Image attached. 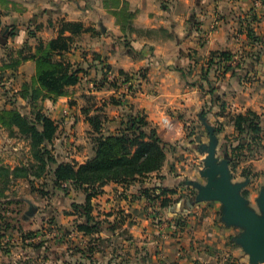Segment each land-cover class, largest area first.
Instances as JSON below:
<instances>
[{
	"label": "crops",
	"instance_id": "1",
	"mask_svg": "<svg viewBox=\"0 0 264 264\" xmlns=\"http://www.w3.org/2000/svg\"><path fill=\"white\" fill-rule=\"evenodd\" d=\"M20 1L24 8L6 16L4 20L10 21L0 29L5 37L15 29V35L8 36L4 46L13 44L19 49L27 43L33 52L36 40L28 32L47 42L58 36L62 22H81L94 30L95 33L75 36L66 54L83 69L79 83L68 90L86 81L89 96L107 94L120 100V106L102 101L113 116L138 112L163 141L179 144L184 142L182 133L188 120H193L194 114L199 119L202 106L206 105L209 111L205 116L207 123L220 122L222 134L229 135L236 134L231 118L251 110L260 116L264 145V0L259 7H254L252 0H119V6L112 0H88L86 7L79 0ZM55 3L59 4L57 8L46 7ZM123 3L133 13L128 26L122 24L118 15ZM50 16L55 17L54 21L44 22ZM248 31L256 37L255 41L248 37ZM78 39L84 41L85 59L79 53L82 42ZM214 51L229 52L232 61L209 67ZM94 55L99 58L94 59ZM2 62L0 71L9 76L0 81V90L14 93L12 101L22 100L18 92L22 84L34 77V61H23L15 69ZM225 65L231 68L225 70ZM119 71L127 73L131 82L123 83ZM203 76L211 83L210 89ZM9 94L4 93L6 97ZM6 97L0 93V104L11 108ZM69 99L68 93L55 101L44 100L49 118L58 125L52 143L59 142L64 148L76 139V128H86V142L91 130L83 114V119L71 120L70 109L63 105ZM163 116L171 119L172 130L158 125ZM89 142L86 158L70 156L61 162H87L94 155ZM184 154L190 160L191 155ZM183 163L174 160L169 167L129 185L108 182L97 188L99 194L91 197L90 204L92 215L101 224L86 233V264H249L247 255L235 244L232 230L216 218L220 211L209 209L210 202L197 206L183 203L188 195L179 187L181 179L198 178L194 177V167L189 168L188 161L182 167ZM184 168L186 172L182 173ZM253 168L254 172L264 170V156ZM153 185L177 188L173 197L168 196L174 203L162 209L158 218L145 213L151 204L139 193L140 188ZM176 199L180 201L177 204ZM204 208L208 213L202 212Z\"/></svg>",
	"mask_w": 264,
	"mask_h": 264
},
{
	"label": "trees",
	"instance_id": "2",
	"mask_svg": "<svg viewBox=\"0 0 264 264\" xmlns=\"http://www.w3.org/2000/svg\"><path fill=\"white\" fill-rule=\"evenodd\" d=\"M112 2L117 6L120 4L119 0H112ZM118 15L122 19V24L126 26L133 18V13L127 9L125 3L121 5ZM14 32L15 29H11L7 37L14 36ZM66 32L69 35H65ZM86 32L95 33L91 27H86L81 22H62L58 36L43 42L32 31H29L28 36L36 40L34 51L32 52L31 46L25 43L15 51L13 57H10L7 67L15 69L23 61H34V77L22 84L18 92L19 98L26 103L30 111L22 113L13 107L0 109V128L7 131L10 136L19 134L24 137L28 142L30 153V159L26 163L13 168L0 164V201L12 180L40 179L50 173L55 185L68 182L72 187L84 190L85 202L71 204L73 214L79 213L82 220L76 226L77 231L84 236L86 233L97 230L101 224L97 217L92 215L90 204L91 197L99 194L97 188L100 185L108 182L129 185L140 178L159 172L166 160V153L173 151L172 145L162 140L144 115L138 114V117L133 114L122 115L120 121H115L112 126L114 131L111 132L103 110L94 109L92 111L90 106L82 108V114L85 122L96 134L93 141V157L79 164L75 161L59 162L52 155L49 145L56 136L58 125L42 113L39 104L44 100L55 101L66 96L68 88L79 83L83 69L72 63L66 54L74 43V37ZM7 37H5V42ZM248 37L256 40L250 31H248ZM96 58L99 56L94 55V59ZM231 61L232 55L229 52L214 51L210 54L208 65L210 67ZM223 68L229 70L231 67L225 65ZM119 75L122 76L123 83L131 80V77L123 71H119ZM202 79L206 81L210 89L212 85L206 76ZM111 84L114 86V83ZM120 104V100L113 98V106H120ZM206 114L200 112L199 118L205 117ZM231 121L237 132L235 137L237 145H230L231 149L250 147L252 141L255 142L257 139L261 141L262 128L258 114L247 110L243 114L233 116ZM221 127L219 131H222ZM230 157L232 164L236 158ZM179 187H183V184L180 183ZM176 191L177 188L168 189L156 185L139 189L140 196L151 206L159 204L155 212L156 218L162 209L172 206L174 202L168 196L175 195ZM242 195L245 197L247 193L242 191ZM179 202V199H176L175 203ZM183 203L197 206L192 198H186Z\"/></svg>",
	"mask_w": 264,
	"mask_h": 264
},
{
	"label": "rangeland",
	"instance_id": "3",
	"mask_svg": "<svg viewBox=\"0 0 264 264\" xmlns=\"http://www.w3.org/2000/svg\"><path fill=\"white\" fill-rule=\"evenodd\" d=\"M14 1L0 0L1 30L4 28L5 23H9L10 21L4 20L6 16L9 15L10 17L13 15L12 13H17L24 8L22 1ZM79 2H82L83 7H86L89 3L88 0H79ZM56 4L58 3H55L54 5L47 4L46 7L57 8ZM39 13L38 10L36 14L39 15ZM32 14V12H29V17H32ZM54 19V16H50L49 21L44 19V22L51 24ZM84 24L86 25V22ZM95 29L99 30V26H96ZM1 30L0 64L1 60L4 63L9 62L10 57H13L15 51L18 49L15 48L13 44L4 46L3 41L5 40V36L1 35ZM77 42H82V44H80L81 46L78 48L80 50L79 53H81L85 59L84 55H86V51L82 50L84 49L82 46L84 45V41L78 39ZM76 65L79 66L78 63H76ZM84 66H86V64ZM8 76L9 74L3 70L0 71V81H6L4 79ZM86 91H89L86 88V81L82 82L77 88L74 87L73 89L68 90L70 99L64 102L63 105L65 109H70L69 114L71 120L79 121L83 119L81 113L82 108L90 106L95 109L100 108L107 117V123L110 128L109 131H114L112 126H114L115 121H120L122 119V115L115 117L112 115V111L109 110L108 107L104 108L102 106V101L105 103L109 101L112 105L113 98L107 94H104V96L101 94L89 96L86 94ZM0 93H2L3 97H6L4 93H10L7 95V100L5 102L7 104L10 103L13 108H17L23 113L30 111V108L24 101L19 99L12 101L11 96H13L14 93L10 90L1 89ZM87 97L90 98L86 99ZM39 105L42 108V113L48 116L49 109L44 105V101L40 102ZM4 106L5 105L0 104V109ZM206 107V105L202 106L200 112L208 114L209 111ZM138 114V112L133 113L136 117H138ZM203 118L206 120V117ZM59 119L61 120L62 117L60 116ZM199 119H196L194 114L193 120H188L189 125H185L182 133L183 138L181 140H184L183 143L179 144L177 143L178 141H167V143L172 145L173 151L166 153V160L163 167H169L170 163L174 160H183L185 164L186 161H188L189 168H192V166L194 167V177H198L195 179L199 180L201 183H205V179L200 177L198 171L203 168L202 159L204 157V154L200 153V147L201 145L208 143V133L202 126V122H200L201 119ZM206 122L208 121L206 120ZM210 123V125L214 127V133L218 139L216 156L219 160L223 159L225 156L229 159V168L233 182L248 180L247 186L243 188L242 191L247 193L245 198L248 199L250 208L259 213L256 198L258 196V191L264 186V170L258 169L254 172L253 166L264 156L262 138L260 142L258 139L255 142L252 141L250 147L231 149V147H229L230 145H237V139L235 138L236 134H222L223 129L222 131H219L220 126H222L220 122L213 120ZM82 126L75 129V133L73 134L76 135V139L73 141L71 140L65 148L59 142L56 144V141H54V143L51 142L49 145L52 155L59 162L70 156L79 155L78 157L83 156L86 158V143L90 141L89 144L93 147V141L96 134L93 133L92 130H90L89 133L87 132V139L89 141L86 142V128ZM235 133L237 132L235 131ZM58 136L61 137L62 133L59 132ZM185 152L191 155L190 160L184 156ZM200 156L202 157L201 160L199 158ZM230 156L236 158L232 164ZM29 159L30 153L27 140L19 134L10 136L7 131L0 128V163L2 165L11 166L17 165L16 163H26ZM185 164L183 163L181 166L184 167ZM185 170L186 169L184 168V172H182V170L180 171L185 173ZM177 175H180V173H177ZM177 175H173V177L175 178ZM186 179L191 178L188 176L184 177L181 179V182ZM195 179L193 178L192 180ZM62 184L55 185L53 183V176L50 173L42 176L40 179L31 178L30 180H12L9 183L7 190L4 192L2 200L0 201V264H86V259L84 257V252H86V236L78 232L76 227L78 223L82 222V220L79 213L73 214V208L71 207L73 202H85V192L82 189L72 187L68 182L66 186H63ZM188 187L189 186L183 185L182 189L184 190L185 195H188V198L193 199L196 195V190L193 187ZM210 203L211 206L209 207L211 208L209 209L218 210V212L220 211L219 202ZM155 208V205L150 206L145 213L149 212L151 215L155 214ZM204 209L202 212L208 213L206 212L207 209ZM29 211H32V214L26 216L25 213ZM216 214V218H220L219 214ZM230 230H232L233 236L238 235L241 231L236 227H230ZM58 231H60V234H57ZM1 235L4 236L1 237ZM35 236H39L41 239L37 242L32 241ZM80 252L83 253L80 254Z\"/></svg>",
	"mask_w": 264,
	"mask_h": 264
},
{
	"label": "water",
	"instance_id": "4",
	"mask_svg": "<svg viewBox=\"0 0 264 264\" xmlns=\"http://www.w3.org/2000/svg\"><path fill=\"white\" fill-rule=\"evenodd\" d=\"M5 40L3 41V43ZM208 133V143L201 145L200 153L203 168L198 171L205 183L199 180L187 179L181 183L193 187L196 195L193 201L200 205L208 202L220 203V221L227 227L240 229L234 236L235 244L247 255L249 264L264 263V186L258 191L256 203L259 213L250 208L248 199L242 195V189L248 180L233 182L229 168V159L225 156L219 160L216 156L218 139L214 127L201 118ZM26 216L32 211L26 212Z\"/></svg>",
	"mask_w": 264,
	"mask_h": 264
},
{
	"label": "built area",
	"instance_id": "5",
	"mask_svg": "<svg viewBox=\"0 0 264 264\" xmlns=\"http://www.w3.org/2000/svg\"><path fill=\"white\" fill-rule=\"evenodd\" d=\"M262 2H263V0H252V4H253L254 7H259V6L261 5ZM158 125H159L160 127H162V128H163L164 130H166V131H170V130H172V128H173V124H172L171 119L168 118V117H166V116H163V117L159 120ZM62 185H63V186H66L67 183H63ZM57 234H58V233H57ZM40 239H41V237H39V236H35V237L32 239V241L37 242V241L40 240Z\"/></svg>",
	"mask_w": 264,
	"mask_h": 264
}]
</instances>
